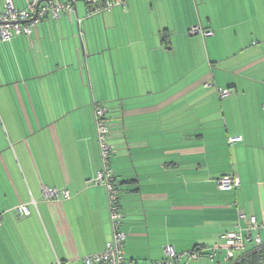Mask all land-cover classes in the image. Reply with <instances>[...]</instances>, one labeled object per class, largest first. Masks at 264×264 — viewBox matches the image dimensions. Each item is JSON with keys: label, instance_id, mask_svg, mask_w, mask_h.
Masks as SVG:
<instances>
[{"label": "crops", "instance_id": "0c3cea01", "mask_svg": "<svg viewBox=\"0 0 264 264\" xmlns=\"http://www.w3.org/2000/svg\"><path fill=\"white\" fill-rule=\"evenodd\" d=\"M87 9L0 38V264H84L111 240L96 104L110 119L127 258L160 260L169 244L231 264L263 248L264 0ZM225 176L238 185L220 188ZM44 186L70 197L47 200ZM234 231L246 250L228 261L222 235Z\"/></svg>", "mask_w": 264, "mask_h": 264}, {"label": "built area", "instance_id": "2783aa9c", "mask_svg": "<svg viewBox=\"0 0 264 264\" xmlns=\"http://www.w3.org/2000/svg\"><path fill=\"white\" fill-rule=\"evenodd\" d=\"M127 1L86 0L88 4L87 16L102 14L112 10L116 6H125ZM68 10H75L73 0H24L22 6H16L14 0H4L0 8V38L2 41H10L14 36L22 34L29 35L32 33L33 25L43 18H56ZM194 31H199V29L195 28ZM203 33L205 35H211L212 31H204ZM229 91V89H220L219 93L221 96H226ZM262 107L264 108V102ZM107 112L105 106H94V119L97 125L101 153V167L94 178V183L102 184L107 189L112 238L107 242L106 248L102 252L86 256L83 262L84 264H140L126 256L125 241L127 235L122 229L123 211L120 204V188L111 167L110 157L113 145L110 144L107 138L109 133V118ZM238 139V137H232L230 138V142L233 143ZM217 183L222 189H230L237 186L239 181L235 177L225 176L219 178ZM43 194L47 200L59 199L62 194L67 198L70 197V191L68 189L60 190L48 186H44ZM15 211L19 216L30 214V209L27 205H19L15 208ZM250 220L252 228H260L254 216ZM222 238L225 241L226 260L233 261L238 258L237 254L239 251L246 250V240L241 231L225 233L222 235ZM249 239H253V236H250ZM256 241L258 243L256 248H258L262 244L259 233L256 235ZM164 251L165 256L162 259L142 264H178L182 261L189 262L196 260L202 254L200 246L179 252L174 246L168 244L165 246ZM236 262L233 261L231 264ZM57 264H62V262H58Z\"/></svg>", "mask_w": 264, "mask_h": 264}, {"label": "trees", "instance_id": "16d2710c", "mask_svg": "<svg viewBox=\"0 0 264 264\" xmlns=\"http://www.w3.org/2000/svg\"><path fill=\"white\" fill-rule=\"evenodd\" d=\"M109 118V117H108ZM96 124V122H95ZM108 140L110 142V133H111V129H110V119H109V123H108ZM96 131H97V138H98V130H97V125H96ZM99 144V142H98ZM111 144V143H110ZM100 150V148H99ZM114 152V146L111 152V157L110 159L112 160V154ZM101 156V153H100ZM115 175V174H114ZM116 179V176H115ZM117 181V179H116ZM234 264H264V247L263 248H259L258 250L253 251L252 253H250L249 255H247L245 258L241 259L240 261H237Z\"/></svg>", "mask_w": 264, "mask_h": 264}, {"label": "rangeland", "instance_id": "374dc122", "mask_svg": "<svg viewBox=\"0 0 264 264\" xmlns=\"http://www.w3.org/2000/svg\"><path fill=\"white\" fill-rule=\"evenodd\" d=\"M96 105L104 106V105H102V104H96ZM198 262H199V261H191V262H189L188 264H198Z\"/></svg>", "mask_w": 264, "mask_h": 264}, {"label": "water", "instance_id": "95a60500", "mask_svg": "<svg viewBox=\"0 0 264 264\" xmlns=\"http://www.w3.org/2000/svg\"><path fill=\"white\" fill-rule=\"evenodd\" d=\"M77 1H81V0H73L74 4H75Z\"/></svg>", "mask_w": 264, "mask_h": 264}]
</instances>
